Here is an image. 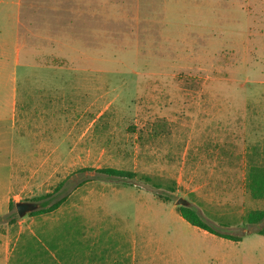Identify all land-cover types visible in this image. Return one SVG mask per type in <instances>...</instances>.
I'll list each match as a JSON object with an SVG mask.
<instances>
[{
	"label": "rangeland",
	"instance_id": "rangeland-1",
	"mask_svg": "<svg viewBox=\"0 0 264 264\" xmlns=\"http://www.w3.org/2000/svg\"><path fill=\"white\" fill-rule=\"evenodd\" d=\"M25 3L30 92L53 98L59 151L51 167L18 173L14 208L0 215V264L21 234L66 231L67 264H264V224L247 223L264 210L248 181L264 167L253 135L260 124L264 133V0ZM181 198L242 240L190 225ZM59 201L39 216L16 210Z\"/></svg>",
	"mask_w": 264,
	"mask_h": 264
},
{
	"label": "crops",
	"instance_id": "crops-1",
	"mask_svg": "<svg viewBox=\"0 0 264 264\" xmlns=\"http://www.w3.org/2000/svg\"><path fill=\"white\" fill-rule=\"evenodd\" d=\"M25 9V0H0V215L9 209L20 170L51 167L55 163L52 156L59 151L53 98L38 97L36 90V96L30 92L36 82L28 81V71L34 72L33 66L27 64L33 50L28 45ZM34 101L40 108H32ZM253 135L263 147L261 124ZM32 154L34 159L29 161ZM43 154H50V159L43 161ZM246 156L245 163L250 164L252 159ZM259 162H264V150L259 154ZM1 264H10V258Z\"/></svg>",
	"mask_w": 264,
	"mask_h": 264
},
{
	"label": "trees",
	"instance_id": "trees-1",
	"mask_svg": "<svg viewBox=\"0 0 264 264\" xmlns=\"http://www.w3.org/2000/svg\"><path fill=\"white\" fill-rule=\"evenodd\" d=\"M99 173L105 174L111 178L133 179L135 174L117 169H103ZM249 188L254 199H264V167L254 166L249 170L248 175ZM63 184L59 185V188ZM52 197V193L46 194L36 201L46 200ZM48 203H44L40 210L29 213L30 216H39L45 213H50L58 209L61 201L56 202L50 207H46ZM14 208V202L9 203V210ZM180 216L190 225L199 228L207 233L215 235L219 238L229 241L239 242L242 240L241 236H233L230 234H223L215 230L211 225L203 221L196 211L186 207L179 208ZM247 223L250 225L264 224V210L251 211L247 216ZM68 230V229H67ZM257 234L264 236V227L257 231ZM71 232L66 231L65 234L53 235L45 237L42 233L32 235L24 233L19 236L14 245L13 254L10 259V264H60L59 262L68 263L69 257L74 254V248L60 247L59 241H67L71 238ZM77 246V244L73 245ZM79 249V248H78Z\"/></svg>",
	"mask_w": 264,
	"mask_h": 264
},
{
	"label": "water",
	"instance_id": "water-1",
	"mask_svg": "<svg viewBox=\"0 0 264 264\" xmlns=\"http://www.w3.org/2000/svg\"><path fill=\"white\" fill-rule=\"evenodd\" d=\"M178 205L187 207L189 205L188 201L181 198L177 201ZM16 210L18 213V216L20 218L25 217L27 214L34 212L37 210V206L34 203H30V202H21L16 204Z\"/></svg>",
	"mask_w": 264,
	"mask_h": 264
}]
</instances>
